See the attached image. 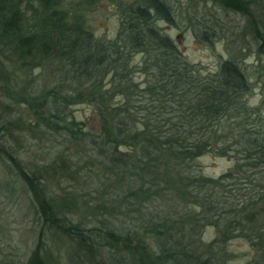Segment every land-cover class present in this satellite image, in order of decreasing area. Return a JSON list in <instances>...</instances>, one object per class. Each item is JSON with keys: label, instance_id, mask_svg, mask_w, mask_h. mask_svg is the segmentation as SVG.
I'll return each instance as SVG.
<instances>
[{"label": "trees", "instance_id": "16d2710c", "mask_svg": "<svg viewBox=\"0 0 264 264\" xmlns=\"http://www.w3.org/2000/svg\"><path fill=\"white\" fill-rule=\"evenodd\" d=\"M206 1L243 17L250 36L214 74L157 27L173 23L168 0L118 1L111 39L87 28L98 0H0V196L27 187L39 224L23 264H264V98L250 101L253 79L264 93L263 0ZM189 19L200 41L216 37ZM85 102L98 131L69 111ZM54 136L46 164L21 157ZM205 155L233 169L204 175ZM56 176L67 186L54 196ZM87 188L91 200L77 193ZM208 227L215 238L199 249ZM236 238L253 251L240 263Z\"/></svg>", "mask_w": 264, "mask_h": 264}, {"label": "rangeland", "instance_id": "374dc122", "mask_svg": "<svg viewBox=\"0 0 264 264\" xmlns=\"http://www.w3.org/2000/svg\"><path fill=\"white\" fill-rule=\"evenodd\" d=\"M120 0H98L97 4L87 15V28L94 33L95 36L105 39L114 38L119 29V7ZM130 0H122L128 2ZM171 9L173 10V23L169 24L164 20H158L156 25L164 33L168 34L176 43L179 50L183 53L186 59L195 64L203 74H214L223 60L230 57L228 53L229 47L243 45L244 42L250 41V36L242 34L244 18L234 12H224L221 8L212 2L206 0H168ZM262 3V2H260ZM264 5V0H263ZM190 17L199 21L202 24L209 25L216 37H212L210 43H205L195 36L194 31L190 28ZM215 19H218L220 24H215ZM203 29V28H201ZM244 38V39H243ZM234 41V42H233ZM247 43L245 44V46ZM227 49V50H226ZM250 51L243 48L242 52L246 53L247 63H255L256 47L250 44ZM241 56V55H240ZM143 79V76H140ZM253 89L251 91L250 101L259 103L264 98V93L261 92V86L255 79H253ZM69 111L74 114L77 120H82L85 129L99 130L100 121L94 112L92 105L85 102L76 104L70 107ZM20 116L24 122L33 119L32 115L26 109L19 111ZM62 139L61 137H51L48 141L45 140V148L41 147L36 150L32 145V141L26 144L21 157L24 160H33L39 166L46 164L43 157L46 148L55 145ZM57 140V142H56ZM41 155V156H39ZM51 159L56 158L57 153L51 152ZM49 156V157H50ZM234 166V160L224 157H212L205 155L197 162V167L200 173L217 177L224 172L231 171ZM57 176L52 181L51 192L53 195H62L64 190L61 187L67 186L65 183L58 186L55 182ZM70 189V188H69ZM73 189H70L71 191ZM90 188L80 189L77 193L79 196H84L85 200L90 199V195H86ZM19 192L12 200L6 196H0V261L3 264H23L27 255L34 247V240L39 224L36 221V216L32 212L35 209V199L27 187L20 188ZM94 193H92V196ZM83 200V201H85ZM80 201H82L80 199ZM92 202V201H91ZM215 238V228L208 227L205 233L199 236L195 244L199 249H203L204 242ZM49 251L52 258H56L57 252L53 246H49ZM229 248L233 249L239 257L237 263L249 259L253 251L248 242L242 238H236L229 244Z\"/></svg>", "mask_w": 264, "mask_h": 264}]
</instances>
